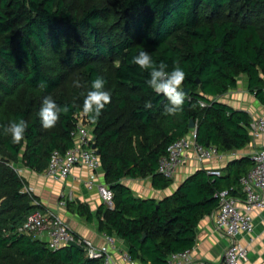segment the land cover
<instances>
[{
	"label": "trees",
	"instance_id": "1",
	"mask_svg": "<svg viewBox=\"0 0 264 264\" xmlns=\"http://www.w3.org/2000/svg\"><path fill=\"white\" fill-rule=\"evenodd\" d=\"M141 50L169 72L176 64L185 71L181 111L166 114L167 98L146 83L150 70L132 63ZM241 75L264 105V0H0V126L28 123L19 143L0 127V264H103L80 248L53 250L34 233L17 231L33 211L44 212L20 167L41 173L54 150L72 146L73 115L97 76L106 80L111 102L89 123L113 193L112 207L99 210L98 229L124 239L131 257L150 264L191 249L199 220L218 207L215 192L241 191L249 156L230 161L224 177L195 173L158 202L136 198L120 181L151 174L165 187L170 180L157 172L158 160L190 131V119L198 143L221 153L244 147L250 117L214 100ZM45 96L69 106L51 129L39 117ZM77 210L86 214L81 204Z\"/></svg>",
	"mask_w": 264,
	"mask_h": 264
},
{
	"label": "crops",
	"instance_id": "2",
	"mask_svg": "<svg viewBox=\"0 0 264 264\" xmlns=\"http://www.w3.org/2000/svg\"><path fill=\"white\" fill-rule=\"evenodd\" d=\"M214 100L225 103L231 108L243 111L250 117V123L260 115L264 114V105L258 101L247 90L244 76H240L235 88L228 90L224 95L216 97ZM250 139L248 143L240 149H231L220 152V157L199 160L191 150H188L185 162L177 168L173 178L165 187L154 183L151 174L145 177L124 176L121 183L130 189L133 196L140 199H154L160 201L166 196L173 194L177 188L187 179L194 176L197 172H203L214 180L215 176L209 174V170L217 169L220 171L216 177H224L228 174L229 162L233 159L247 157L254 150L263 145L264 134H253L249 126ZM19 171L27 183L26 190L31 191L39 200L44 212L52 211L57 213L66 223L69 224L75 234L81 238L90 240L97 248H106L116 264H150L140 256L131 261L124 260L122 254L128 252V244L124 239L115 234L108 235L98 229L100 208L103 206L96 189L88 188L84 181L89 176V171L82 167H74L71 174L66 178L55 181L45 174V169L41 173L20 167ZM97 181L104 182V172L100 169L97 172ZM233 198L239 205L244 203V193L237 186ZM64 201V203H61ZM85 207V213L79 215L78 205ZM215 209L210 211L199 220L195 227L194 245L190 249L191 254L207 262H218L228 244L225 236L218 233L214 227ZM253 230L250 234L241 233L239 241L247 248V260L243 264H264V209H255L252 212ZM107 236L113 239L110 245ZM42 240H47L43 233ZM131 256V255H130Z\"/></svg>",
	"mask_w": 264,
	"mask_h": 264
},
{
	"label": "built area",
	"instance_id": "3",
	"mask_svg": "<svg viewBox=\"0 0 264 264\" xmlns=\"http://www.w3.org/2000/svg\"><path fill=\"white\" fill-rule=\"evenodd\" d=\"M264 93V88H263ZM204 106V103H201ZM73 126L70 131L73 144L64 152L54 150L49 158L45 174L55 181H60L71 174L74 167L88 170L89 176L84 181L88 188H95L101 200L107 207H112L113 193L107 184L97 181L100 169L99 154L92 148L94 137L92 127L83 111L74 113ZM253 134H264V114L250 123ZM191 150L199 160L220 157L215 145H202L196 140V127L184 136L174 140L167 148L166 154L158 160L157 172L167 179L174 177L177 168L185 162L187 152ZM251 168L239 178L241 190L244 193V203L238 202L229 194L228 189L216 191L218 207L214 215V227L218 233L225 236L228 244L222 258L215 263L194 257L190 249L172 253L167 257V264H243L247 260V248L239 241L241 233L250 234L253 230L252 212L264 209V142L263 145L249 155ZM209 174L219 175L217 169L209 170ZM61 203H64L62 201ZM20 233L32 232L38 237L43 233L47 236L50 249H57L73 240L83 247L89 258H101L103 264H116L106 248H97L93 243L75 234L68 223L57 213L35 210L28 215L25 222L17 228ZM108 243L113 245L111 236ZM122 258L131 261L129 253Z\"/></svg>",
	"mask_w": 264,
	"mask_h": 264
},
{
	"label": "clouds",
	"instance_id": "4",
	"mask_svg": "<svg viewBox=\"0 0 264 264\" xmlns=\"http://www.w3.org/2000/svg\"><path fill=\"white\" fill-rule=\"evenodd\" d=\"M132 63L138 65L141 69L150 70L149 79L146 81L157 94H163L170 106L165 108V113L174 115L181 111L187 94L182 90L181 85L186 79L185 71L176 64L169 72L168 65L161 61L159 64L152 59L150 54L141 50L137 55L132 57ZM119 67V65H117ZM106 80L97 76L91 82V90H89L83 100V113L88 117L92 124L98 122L102 110L105 105L111 102V95L105 90ZM74 86L82 87L79 81H74ZM39 87H46V82H41ZM146 108H151L152 105L146 104ZM69 112L68 105H58L50 96H45L42 100L39 109V117L44 129L54 128L60 119L61 113ZM2 127L4 134H10L14 143H19L25 139V132L28 128V123L24 119L13 120L9 124Z\"/></svg>",
	"mask_w": 264,
	"mask_h": 264
},
{
	"label": "water",
	"instance_id": "5",
	"mask_svg": "<svg viewBox=\"0 0 264 264\" xmlns=\"http://www.w3.org/2000/svg\"><path fill=\"white\" fill-rule=\"evenodd\" d=\"M197 81H199V80L197 79ZM183 91L187 94L189 90H188L187 88H184ZM188 127H189V128H195V127H196V125H195L193 119H190V121H189V123H188ZM92 148L95 149V151H96L97 154H99V150L96 148L95 143L92 144ZM66 244L69 245V246H74V247H76V248H80V249L83 250V247L80 246L77 242H75V241H73V240H69V241H67Z\"/></svg>",
	"mask_w": 264,
	"mask_h": 264
}]
</instances>
